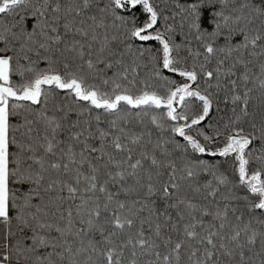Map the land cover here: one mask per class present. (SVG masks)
<instances>
[{
  "label": "snow or ice",
  "instance_id": "obj_1",
  "mask_svg": "<svg viewBox=\"0 0 264 264\" xmlns=\"http://www.w3.org/2000/svg\"><path fill=\"white\" fill-rule=\"evenodd\" d=\"M0 264H264V0H0Z\"/></svg>",
  "mask_w": 264,
  "mask_h": 264
}]
</instances>
